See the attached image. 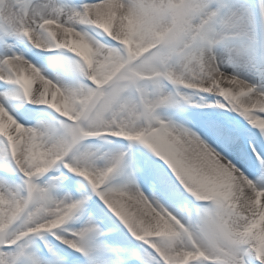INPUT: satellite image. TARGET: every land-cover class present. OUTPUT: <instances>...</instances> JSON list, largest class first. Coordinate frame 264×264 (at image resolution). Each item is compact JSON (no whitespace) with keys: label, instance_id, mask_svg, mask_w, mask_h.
I'll return each instance as SVG.
<instances>
[{"label":"snow or ice","instance_id":"1","mask_svg":"<svg viewBox=\"0 0 264 264\" xmlns=\"http://www.w3.org/2000/svg\"><path fill=\"white\" fill-rule=\"evenodd\" d=\"M0 264H264V0H0Z\"/></svg>","mask_w":264,"mask_h":264},{"label":"bare ground","instance_id":"2","mask_svg":"<svg viewBox=\"0 0 264 264\" xmlns=\"http://www.w3.org/2000/svg\"><path fill=\"white\" fill-rule=\"evenodd\" d=\"M193 102H199V97H193Z\"/></svg>","mask_w":264,"mask_h":264}]
</instances>
